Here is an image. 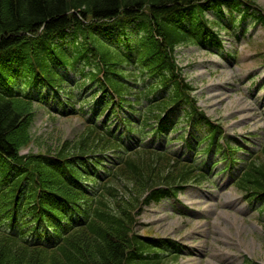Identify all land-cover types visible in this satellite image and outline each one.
Masks as SVG:
<instances>
[{
	"label": "trees",
	"instance_id": "obj_1",
	"mask_svg": "<svg viewBox=\"0 0 264 264\" xmlns=\"http://www.w3.org/2000/svg\"><path fill=\"white\" fill-rule=\"evenodd\" d=\"M199 1L0 0V68L3 69L0 83L10 85L15 81L14 74L24 70L31 77V82L41 79L53 86L56 92L68 93L74 85L68 84L67 78L55 71L54 64L75 66L85 59L97 69L82 75L84 87L88 85L90 80L86 81V78L90 76L104 89L107 86L116 89L120 86L115 78L119 75L118 66L129 59L115 54L113 45L97 35L95 26L104 21L117 23L139 16L145 18L140 55L146 59L147 51L146 60L150 62V65L146 61L141 65L154 67L161 73L167 72L166 84L173 83L186 92L187 87L176 64L175 48L195 40L196 35H205L207 23L203 7L191 16L187 25L191 30L181 25L175 15L179 14L182 6ZM69 32L76 37L70 48L55 41L56 37L66 38ZM98 68L105 74L104 80L99 77ZM32 100L31 96L22 93L7 97L0 93V183L6 187L2 193L8 201L20 195L33 194L28 203L39 205L38 208L47 214L40 213V217L47 220L58 214L61 204L85 199L81 195L80 173L71 165L73 159L105 152L119 145L113 141L111 132L88 127L79 139L65 141L55 153L20 154L21 149L32 142L29 131L33 120ZM171 103L164 100L160 106H151L149 114L145 115V123L152 117L159 118L155 112L163 111ZM146 152L134 154V158L116 175L120 180L122 175L131 187L127 188L123 183L125 190L120 191L116 186L107 185L106 193L89 205L93 212L91 219L63 239L60 247L52 252L28 249L18 240L0 235V264H165L158 258H140L131 250L136 244V240L130 237L135 223L133 210L137 196L144 189L185 180L189 173L184 166L174 173H164L163 167L148 168L147 162L152 160L139 159ZM68 174L71 177H66ZM251 175L255 179L250 182L264 188V164L252 167L247 177ZM29 181L31 184H27ZM142 243L147 244L145 241Z\"/></svg>",
	"mask_w": 264,
	"mask_h": 264
},
{
	"label": "rangeland",
	"instance_id": "obj_2",
	"mask_svg": "<svg viewBox=\"0 0 264 264\" xmlns=\"http://www.w3.org/2000/svg\"><path fill=\"white\" fill-rule=\"evenodd\" d=\"M256 2L264 8V0ZM235 47L240 51L236 63L195 46L178 47L177 58L206 112L230 134L257 133L256 140L264 143V91L257 94L249 82L264 66V27ZM35 114L32 142L21 149L23 154L55 153L66 140L79 139L85 127L82 117L63 116L39 104ZM209 191L212 194L206 195L193 188L182 196L190 209L187 216L177 214L167 202L150 205L139 217V232L193 247L194 255L182 258L185 264H241L245 256L264 264V233L255 214H244L241 196L225 183Z\"/></svg>",
	"mask_w": 264,
	"mask_h": 264
}]
</instances>
